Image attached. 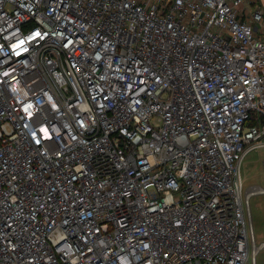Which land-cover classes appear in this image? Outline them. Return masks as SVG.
<instances>
[{"label": "built area", "instance_id": "1", "mask_svg": "<svg viewBox=\"0 0 264 264\" xmlns=\"http://www.w3.org/2000/svg\"><path fill=\"white\" fill-rule=\"evenodd\" d=\"M264 0H0V264H255Z\"/></svg>", "mask_w": 264, "mask_h": 264}, {"label": "rangeland", "instance_id": "2", "mask_svg": "<svg viewBox=\"0 0 264 264\" xmlns=\"http://www.w3.org/2000/svg\"><path fill=\"white\" fill-rule=\"evenodd\" d=\"M242 195L248 190L264 188V147L251 151L241 165ZM254 240L257 245L264 242V194L254 193L249 198ZM255 264H264V246L256 255Z\"/></svg>", "mask_w": 264, "mask_h": 264}]
</instances>
